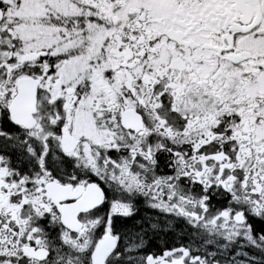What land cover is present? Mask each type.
I'll use <instances>...</instances> for the list:
<instances>
[{"label":"snow or ice","instance_id":"6c2138e0","mask_svg":"<svg viewBox=\"0 0 264 264\" xmlns=\"http://www.w3.org/2000/svg\"><path fill=\"white\" fill-rule=\"evenodd\" d=\"M0 264H264V0H0Z\"/></svg>","mask_w":264,"mask_h":264},{"label":"flooded vegetation","instance_id":"af4514ba","mask_svg":"<svg viewBox=\"0 0 264 264\" xmlns=\"http://www.w3.org/2000/svg\"><path fill=\"white\" fill-rule=\"evenodd\" d=\"M137 212L135 217L133 218L134 221H148L149 219H155L158 215L155 210L151 209L144 201L143 198H141L137 203ZM145 227H147V223H145ZM164 239L167 241V243L170 245L172 243L177 242L176 237L174 235H168L167 237H164ZM150 247L153 250L158 251L161 247H163V243L161 240H154Z\"/></svg>","mask_w":264,"mask_h":264}]
</instances>
